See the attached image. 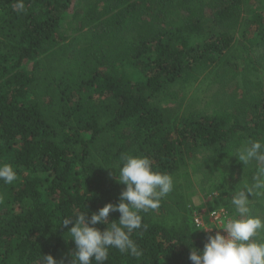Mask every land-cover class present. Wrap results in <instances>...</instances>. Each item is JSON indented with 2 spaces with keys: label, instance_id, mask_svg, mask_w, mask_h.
I'll use <instances>...</instances> for the list:
<instances>
[{
  "label": "trees",
  "instance_id": "obj_1",
  "mask_svg": "<svg viewBox=\"0 0 264 264\" xmlns=\"http://www.w3.org/2000/svg\"><path fill=\"white\" fill-rule=\"evenodd\" d=\"M16 3L0 0V164L17 177L0 180V264H69L59 222L118 202L112 167L125 153L149 157L174 189L141 213L131 238L142 256L111 248L104 264H192L210 233L191 206L231 216L230 194L256 172L231 153L264 141V0ZM216 81L231 95L204 102ZM195 189L210 200L193 204ZM250 206L264 219V195Z\"/></svg>",
  "mask_w": 264,
  "mask_h": 264
},
{
  "label": "clouds",
  "instance_id": "obj_2",
  "mask_svg": "<svg viewBox=\"0 0 264 264\" xmlns=\"http://www.w3.org/2000/svg\"><path fill=\"white\" fill-rule=\"evenodd\" d=\"M14 7L22 12L25 8L23 0H17ZM231 154H235L243 165L254 162L256 172L251 183L245 182L230 194L234 214L222 222L219 229H223L224 234L220 231L209 234L202 249L189 247L192 264H264V239L261 238L264 219L252 215L250 206L253 196L264 195V141L248 139ZM112 168L116 181L125 185L118 202L105 203L90 215L88 211L75 212L59 222L67 229L66 240L71 239L75 244L69 264H104L111 248L133 257L142 256V249L131 238L133 232L142 227L141 213L158 209L161 201L174 189L173 177L155 171L147 156L122 154L118 165ZM16 178L12 165L0 164V180L12 184ZM113 211L119 212V218L109 220V213ZM97 224L105 227L101 230ZM210 229L201 230L208 232ZM40 261L41 264H63L50 254H42Z\"/></svg>",
  "mask_w": 264,
  "mask_h": 264
},
{
  "label": "built area",
  "instance_id": "obj_3",
  "mask_svg": "<svg viewBox=\"0 0 264 264\" xmlns=\"http://www.w3.org/2000/svg\"><path fill=\"white\" fill-rule=\"evenodd\" d=\"M190 214L192 218V223L197 229H210L207 233L214 235L217 231L224 234L222 227V222L229 217L228 211L224 208L218 209H208L206 206H191ZM204 231V230H203ZM206 232V231H205Z\"/></svg>",
  "mask_w": 264,
  "mask_h": 264
},
{
  "label": "rangeland",
  "instance_id": "obj_4",
  "mask_svg": "<svg viewBox=\"0 0 264 264\" xmlns=\"http://www.w3.org/2000/svg\"><path fill=\"white\" fill-rule=\"evenodd\" d=\"M89 2L92 0H88ZM251 8L247 9V12H245V19L243 20L242 24H239V26H242L243 29L245 25V20L248 17V14L251 12ZM232 85L226 84L225 87L222 88V84H220V81L213 82L211 85L204 86L203 92H202V98L205 99L204 102H215L217 99H227L229 97L231 92ZM218 97V98H217ZM192 203L193 204H202L207 203L210 200V197H206L204 195V192L200 189H195L193 195L191 196Z\"/></svg>",
  "mask_w": 264,
  "mask_h": 264
}]
</instances>
